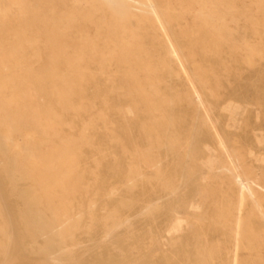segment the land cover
Segmentation results:
<instances>
[{
  "label": "rangeland",
  "instance_id": "obj_1",
  "mask_svg": "<svg viewBox=\"0 0 264 264\" xmlns=\"http://www.w3.org/2000/svg\"><path fill=\"white\" fill-rule=\"evenodd\" d=\"M152 1L164 9H175L166 16L187 72L179 73L175 78L166 73L163 59L157 56L160 49L151 45L158 32L149 22L142 20L139 13L120 17L123 13L117 11L114 4L103 7L90 0H67L68 8L79 15L81 26L74 30L72 42L95 41L98 46L89 52L94 56H104L107 66L103 69L102 66L89 65L93 80L91 84H81L83 102L80 115L68 116V119L79 120L80 124L67 127L62 135L80 144V164L90 171L89 182L92 186L88 191L79 190L65 196L70 201L63 219L74 224L78 222V227L72 231L73 238L60 233L54 238L56 249L63 248L62 264H105L102 258L109 259L108 264L230 262V227L223 216L235 215L236 212L235 171L223 170L225 159L212 138L203 140L205 134L213 135L214 131L195 118L196 108L186 97L188 75L197 82L217 130L223 135L227 148L235 155L240 173L254 190L264 212V40L260 36L264 33V14L259 12L264 7V0H218L223 3L220 9L235 8L237 11L233 15L223 16L221 24L232 28L230 33L237 37V45H250L251 50L227 49L228 46L217 49L208 43L197 47L195 40L204 33L200 29L204 25L200 20V5L206 0ZM38 3V0H0V15L17 17L22 7L27 5L35 11ZM182 10L191 13L184 15ZM248 18L253 21L249 22ZM86 19L93 24L87 23ZM259 27L263 29L259 30ZM186 34L191 35L190 39L185 37ZM135 41L140 46H134L141 47L140 51L132 46ZM122 43H127V47L123 48ZM127 49L134 51L133 59L139 57L141 60H121ZM218 53L222 62L205 61L208 56ZM46 54L43 47L27 50L28 59L44 58ZM110 55L114 59L108 62ZM143 64H148L145 70H142ZM24 66V62L18 65V73ZM129 72L137 78L135 84L127 78ZM148 73L150 79L146 80ZM109 101L127 119L144 120L152 132V139L141 143L135 139L124 142L117 138L106 126L115 120ZM186 104L193 111L189 117L181 108ZM156 136H159L158 144ZM49 139L55 140L53 132H50ZM18 141L11 158L25 163L26 135L22 134ZM60 142L62 140H58ZM34 143L40 146L43 142L37 136ZM43 151H46L44 144ZM102 155L105 156L104 160ZM153 162L158 164L159 173L151 165ZM182 162L185 163L184 167ZM133 170L145 178L157 180L159 189L163 194H168L162 201L164 204L171 203L167 210L173 216L157 222L144 218L139 224L114 229L115 220H123L135 212L130 204L142 203L149 198L140 189L130 190ZM5 177L0 175V186H3L2 189L0 187V263L23 264L25 261L24 264H54L41 251L48 245V239H42L39 234L37 239L33 238L25 226L29 223L24 224L17 210L11 209L9 195L12 188ZM180 177L184 180L182 188L174 197L166 187L177 185ZM21 184L26 186L30 182ZM38 196L45 195L38 193ZM63 196L59 193L55 197L59 199ZM108 198L114 202L106 203L105 199ZM119 201L128 206L122 208L117 204ZM251 210V200L247 199L243 212L244 234L238 252L239 264H264V222ZM113 211H116L117 219L111 218ZM48 213L47 221L55 224L51 222V212ZM26 220L29 222V219ZM105 232L109 237L103 239L102 250H92L99 236ZM24 250H27L26 254ZM21 258L23 262L19 263Z\"/></svg>",
  "mask_w": 264,
  "mask_h": 264
},
{
  "label": "bare ground",
  "instance_id": "obj_2",
  "mask_svg": "<svg viewBox=\"0 0 264 264\" xmlns=\"http://www.w3.org/2000/svg\"><path fill=\"white\" fill-rule=\"evenodd\" d=\"M38 1L39 3L35 11L29 9L26 5L24 8H21V13L17 17H11L7 14L0 15V162L2 163H0L2 165L0 167V175L8 178V186L12 188L9 195L11 209L17 210V214L24 224L29 223L25 226L28 228L27 231L29 230L31 232L33 238L37 239V234H39L42 239H48V245L43 249L41 248L46 258L54 264H62L61 255L64 253L62 252L63 248L56 249L54 238L58 233L67 238H73L72 231L78 227V222L74 224L69 222V220L63 219L67 213V205L70 201L65 196L78 192L79 190L88 191V189L92 188L89 182L90 171L80 164L82 160V151L79 148L80 144L71 138H63L62 135L67 127L73 124H80L79 120L68 119V116L80 115L83 102L81 84H91L93 80V72L89 68V65L102 66L103 69H106L107 59L101 55L94 56L90 54V49L98 46L95 41L86 43L72 42L71 37L74 30L81 28V26L79 25V15L75 10L68 8L67 0ZM90 1L92 3H99L103 7H110L114 4L115 9L123 13L120 17H123L124 14L139 13L142 20L149 22L152 28L158 32L156 40L151 45L160 49L157 56L163 59V63L167 69L166 73L172 76V78H175V75L178 77L179 73H187L181 50L173 39L172 33L170 32L172 27L166 16L168 12L171 13L175 9L172 11L170 9H164L152 0ZM28 4L31 5L32 3L29 2ZM220 6H223V3L218 0H206L200 5V20L204 23L200 29L204 33L195 40L197 47L208 43L217 49H226L228 46L227 49L246 48L251 50L250 45H237V37L230 33L232 28L227 24H221L223 16L233 15L234 12L237 13L235 8L220 9ZM259 12L264 14V7ZM182 13L189 15L191 12L182 10ZM261 20L262 18L259 22ZM86 21L89 24H93L89 19H86ZM248 21L252 22L253 19L248 18ZM260 29L263 28L259 27ZM260 36L264 40V33ZM185 37L190 39L191 35L186 34ZM201 40L205 41L202 42ZM134 44H136L135 46H140L136 41L131 45L134 46ZM121 46L125 48L127 47V43H122ZM135 46L134 48L140 51L141 47ZM36 47H43L47 54L44 58L28 59L27 50L35 49ZM133 52L130 49L125 50V55L121 60L124 62L140 61L141 59L139 57L132 58ZM218 54L208 56V59H205V61L208 60L212 63L222 62L221 55L220 53ZM113 59L114 56L110 55L108 62H111ZM23 62L25 66L18 73V65ZM147 65L143 64L142 70H145ZM126 76L130 80H133L134 84L136 83L137 78L132 72L127 73ZM145 79H150V73L145 75ZM186 88L187 100L192 102L196 108L195 118L202 120L204 126L214 131L213 135L205 134L203 140L212 138L217 148L221 150V156L225 159L223 170L235 171L233 183L236 187V212L235 215L228 214L227 217H223H225L226 225L230 227V248L228 249V254H232L230 262L226 264H239L238 252L240 251L242 236L244 234L243 212L246 201L247 199L251 200V213L264 222L262 204L256 199V194L252 187L245 182L244 176L239 171L240 168L235 155L227 148L223 135L217 130L210 116L209 109L206 106L197 82L190 75H188ZM154 90L157 93L155 87ZM108 105L115 114V120L107 123L106 126L117 138L124 142L135 139L141 143L152 139V132L143 122L144 120H129L125 114L116 111L114 104L110 101ZM181 108L186 117L191 116V112L193 111L188 104L185 106L182 105ZM50 132H53L55 140L49 139ZM22 134L26 135L27 140V144L24 146L26 164L17 162L16 158H11L12 155L14 156L15 147L19 144L18 138ZM37 136L43 142L40 146H36L34 143ZM155 139L158 144L159 136H156ZM58 140H62V142L59 144ZM43 144L46 147V151H43ZM95 144L93 143L92 145ZM138 156L151 157L150 155ZM101 157L103 160L105 159L104 155ZM165 157L169 158L168 156ZM151 165L157 170V173L160 172L158 164L153 162ZM133 171L132 173L130 172L132 180L130 190L140 189L149 198L142 203L130 204V208L135 212L123 220L117 219L116 211H113L111 218L117 219L115 220L116 224L114 229H118L123 225L132 226L133 224H139L145 219L151 222H157L161 218H171L173 216L167 210L171 203L164 204V201H162L168 197V194H163V191L159 189L157 180L145 178L137 173V170ZM152 171L154 172V169ZM17 175L19 179L16 180ZM25 181L30 182V184L22 186L21 182ZM183 181L180 177L177 185L166 187V189H169L173 196L176 197L182 188L181 183ZM0 187L2 189L3 186ZM38 193H43L45 196L39 197ZM59 193H62L64 196L57 199L55 196ZM153 194L154 196H151ZM105 202L112 204L114 200L108 198L105 199ZM117 204L122 208L128 206L127 203H122V201H119ZM48 211L51 212V222H55V224H49L47 221ZM3 213L5 212L3 211ZM114 214L116 215L114 216ZM26 219H29V222ZM108 237L107 232L101 234L92 250H102V245L105 241L103 239H107ZM1 243L2 239H0ZM134 244L139 245V243ZM23 252L26 254L27 250ZM18 255L20 257V254ZM28 258H25V260ZM102 260H104L105 264L109 263V259L107 258H102ZM21 261L22 258L19 263ZM24 263L26 262L24 261Z\"/></svg>",
  "mask_w": 264,
  "mask_h": 264
}]
</instances>
